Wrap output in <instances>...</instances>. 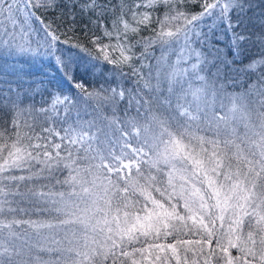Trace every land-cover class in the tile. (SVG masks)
I'll return each mask as SVG.
<instances>
[{
	"label": "snow or ice",
	"instance_id": "snow-or-ice-1",
	"mask_svg": "<svg viewBox=\"0 0 264 264\" xmlns=\"http://www.w3.org/2000/svg\"><path fill=\"white\" fill-rule=\"evenodd\" d=\"M255 4L0 0V264H264Z\"/></svg>",
	"mask_w": 264,
	"mask_h": 264
},
{
	"label": "trees",
	"instance_id": "trees-1",
	"mask_svg": "<svg viewBox=\"0 0 264 264\" xmlns=\"http://www.w3.org/2000/svg\"><path fill=\"white\" fill-rule=\"evenodd\" d=\"M260 5H264V0H256L255 8H256L257 13L260 11ZM147 34L148 33H145V35H147ZM77 35L79 37V42L80 43L86 45L90 49L93 48V46L91 44V36L90 35H85V33L79 31V29L77 30ZM102 42L107 44V43H109V40L107 38H104L102 40ZM115 42H116L115 40L111 41V43H115ZM97 51L98 50L93 49V56L96 55ZM107 51H108L109 55H113V56L118 55V53H113L111 48H109ZM81 55H84V54H81ZM155 56H157V57L160 56L159 48L156 49ZM95 62L97 64V67L93 70V72L91 74L86 73L83 68H81L79 73H78V75H80L89 84V86H92L97 81H103L104 79H108L109 81L118 80V77L114 76L113 72H112V69L114 68V65L109 64L107 61H105L103 59L102 56H101L100 60L95 61ZM152 63H155V60H153ZM25 67H27V66H25ZM126 70L127 69H125V71ZM33 71L36 72L35 78L39 79L40 78L39 69L38 68L37 69H33ZM51 74L57 75V78H59L58 74H56V73H51ZM31 79H32L31 77L26 78L27 81H30ZM113 86H115V85H113ZM125 86L130 87L131 84L129 82L125 81ZM23 87L25 89H28L29 88V83L25 82ZM32 87H35V85H32ZM65 88H67V85H65ZM229 91H231V89ZM49 100H50V98L46 94L43 97L40 94H36L31 99H25V104H35V106H36V108L38 110L41 109V108H45L46 109L49 106L48 103H47V101H49ZM55 114H56L55 112L51 113V115H53V116ZM60 115L61 116L64 115L63 111H60ZM105 115L110 117V112H105ZM85 118L86 119H91L90 116H87ZM71 119L72 120L76 119L75 113H73Z\"/></svg>",
	"mask_w": 264,
	"mask_h": 264
},
{
	"label": "rangeland",
	"instance_id": "rangeland-1",
	"mask_svg": "<svg viewBox=\"0 0 264 264\" xmlns=\"http://www.w3.org/2000/svg\"><path fill=\"white\" fill-rule=\"evenodd\" d=\"M87 59V57H85Z\"/></svg>",
	"mask_w": 264,
	"mask_h": 264
}]
</instances>
